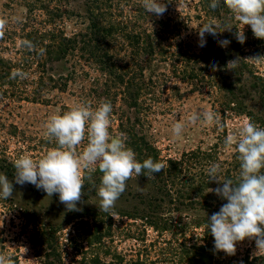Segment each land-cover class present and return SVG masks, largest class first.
I'll return each instance as SVG.
<instances>
[{
  "label": "trees",
  "instance_id": "16d2710c",
  "mask_svg": "<svg viewBox=\"0 0 264 264\" xmlns=\"http://www.w3.org/2000/svg\"><path fill=\"white\" fill-rule=\"evenodd\" d=\"M19 1L25 9L24 19L4 29L0 38V99L49 103L51 92L67 93L70 85L79 84V92L75 95L79 105L95 109L101 102L110 101V120L117 123L119 134H125L126 146L136 153L137 160L143 162L151 157L165 164L164 170L154 174V178L138 177L139 183L146 185L149 192L137 194L136 199L141 201L143 208H137L134 215L125 216L142 220L160 236L164 231L173 230L174 241L161 242L155 263L147 258L139 259L137 264H226L220 260V253L214 254V240L206 228L207 218L218 212L226 201L208 193V188L218 185L207 183L206 169L211 163H219L221 178L235 181L240 172L238 153L226 149L224 140L230 134H238L240 128L230 130L228 121L250 118L264 127V76L256 75L245 59L250 45L232 38L230 44L222 48L217 42L218 34L216 37L206 34V46L196 53L184 39L189 28L187 18L172 17L166 12L161 18L146 14L142 0ZM199 1L201 12L207 17L219 18L220 10H227L223 5L211 9V0ZM69 21L80 29L67 33L65 25ZM25 40L31 41L35 49L24 47ZM256 41L252 45L264 40ZM40 49L44 50L42 54ZM237 57L241 59L239 64L227 68V62ZM154 62L167 63L170 75L146 76L145 66ZM57 64L69 65L67 73L54 76L53 67ZM210 64L218 66L217 75H202L203 65ZM14 69L22 70L27 77L10 79ZM171 77L196 90L204 86L212 88L213 110L219 120V124L207 129L213 133L210 145H199L179 158H163L142 133V123L159 102L156 94L163 91ZM72 108L63 106L61 115ZM43 143L48 148L55 147L47 138ZM81 145L77 153L87 146V138ZM100 176L86 169L83 191L95 187ZM165 203L177 212L181 208L187 211L186 220L159 219ZM86 216L91 221L86 234L89 244L104 247L103 241L112 233L107 220L111 218L99 212ZM143 246L145 254L155 248V244ZM0 251L13 258L15 264H20L16 256L5 250L2 239ZM260 261L264 264V257ZM90 264H124V261L119 256L107 261L97 254Z\"/></svg>",
  "mask_w": 264,
  "mask_h": 264
},
{
  "label": "rangeland",
  "instance_id": "374dc122",
  "mask_svg": "<svg viewBox=\"0 0 264 264\" xmlns=\"http://www.w3.org/2000/svg\"><path fill=\"white\" fill-rule=\"evenodd\" d=\"M163 2L167 4V15L189 20V28L184 33V39L196 53L201 52L203 48L198 46L199 28L205 21L207 24L213 21L220 36L218 40L236 39V32L244 31L245 44L250 45L247 47L245 59L257 55L264 56V41L252 45L257 41L250 26L244 27L228 10H220L221 16L214 18L207 17L201 12L199 0H163ZM24 17L25 9L19 0H0V19L6 21L4 29L15 26L16 22L22 21ZM65 29L70 33L80 27L69 21L66 22ZM247 62L252 71L257 73L256 75L264 76V61L256 63L247 60ZM213 66L216 65H203L202 69L205 71L202 75L204 73L205 76L217 75ZM68 69L69 65L57 64L53 67L52 74L58 77L66 74ZM145 74L153 77L162 74L168 76L170 75L168 64L154 62L149 66L146 65ZM79 89L80 85L75 84L70 85L67 93L53 91L49 94L48 98L51 100L49 103L0 99V173L5 174L14 185L13 196L8 200L0 199V239L3 241V247L16 256L20 264H25V260H34L35 264H90L93 256L97 254L107 261L117 256L122 257L124 264H137L139 259L147 258L149 262L155 263L159 255L158 247L163 244L161 242L174 241L173 230L164 231L160 236L153 228L145 226L142 220H132L125 216L134 215L137 208L142 209L141 201L136 199V195H145L149 192L146 185L139 183L138 177L133 176L127 182L125 192L116 201L114 211L119 215L117 221L112 217L111 220L107 219L108 224H111L112 233L103 241L102 248L92 247L86 235L91 225L86 214L104 213L97 208L96 191L101 176L95 187L83 191L84 195L77 205L81 210L73 212H68L59 202L58 194L47 197L45 192L37 190L31 184L20 186L14 182V160L22 154L39 159L50 149L43 143L46 138L44 126L51 116L61 115L63 106L79 105L75 97ZM211 89L209 86H204L196 90L191 85L171 77L163 91L156 94L159 102L151 108L146 122L142 123V133L160 151L163 158H179L183 153L195 150L199 145L205 147L212 143L213 133L207 132V129L213 124L200 121L194 123L190 119L193 113L202 115L205 112H214L215 95L212 92L214 90ZM245 122L244 119H235L228 121V126L234 131L241 128ZM177 123L183 126L179 136L173 132ZM117 130V123L111 122L110 135L119 137ZM85 170L83 168L81 170L82 178ZM91 172L100 173L98 170ZM162 206L164 208L158 214L159 219L186 220L187 211L184 209L181 208L177 212L167 203ZM176 237L179 239V236ZM153 244L155 248H150L145 254L143 245ZM23 248L27 249L25 253ZM254 249L255 242L245 240L237 244L234 256H226L220 252V260L226 264H261L262 257L252 255Z\"/></svg>",
  "mask_w": 264,
  "mask_h": 264
},
{
  "label": "clouds",
  "instance_id": "9594fccd",
  "mask_svg": "<svg viewBox=\"0 0 264 264\" xmlns=\"http://www.w3.org/2000/svg\"><path fill=\"white\" fill-rule=\"evenodd\" d=\"M221 5L244 27L250 26L256 39L264 40V0H211L209 7L215 10ZM142 7L146 14L157 18L167 11V4L163 0H142ZM5 24L6 21L0 19V38L4 35ZM217 33L214 24L202 25L198 30V46H206V34L216 37ZM235 38L240 44H244V31L238 30ZM22 44L29 50L36 47L27 40ZM218 44L226 48L230 41L218 40ZM43 51L40 49L41 54ZM240 60L237 57L228 61L227 68H235ZM246 60L259 63L264 61V56L257 55ZM213 70H219L218 66H213ZM17 77L24 79L27 74L20 69H14L10 79ZM111 113L112 104L107 101L101 102L95 109L82 104L62 115L51 116L44 126L45 136L49 142L55 143V147L48 149L39 159L28 154L18 156L13 163L15 184H31L37 190L45 192L47 197L58 194L59 202L68 212L80 211L77 205L84 195L85 186L81 170H98L102 175L96 191L97 208L117 221L119 214L114 208L116 201L126 190L127 181L133 176L141 175L148 179L154 178V174L164 170L165 164L154 161L151 157L143 162L138 161L136 153L126 146L124 133L119 137L111 136ZM190 119L194 123L200 121L219 124L214 112H205L202 115L193 113ZM182 127L180 123L175 124L174 134L179 136ZM86 138L87 146L77 153V147ZM224 146L238 153L240 172L233 181L221 178L219 163H211L206 169L207 183L215 182L218 185L216 188H208V193H214L226 201L218 212L207 218L206 228L214 240V254L223 252L226 256H234L237 244L248 240L255 242L252 255L264 257V127L248 118L238 134L226 136ZM13 192V182L0 173V199H10ZM23 250L24 253L27 251L25 248ZM35 262L25 260V264ZM0 264H15V261L0 254Z\"/></svg>",
  "mask_w": 264,
  "mask_h": 264
}]
</instances>
